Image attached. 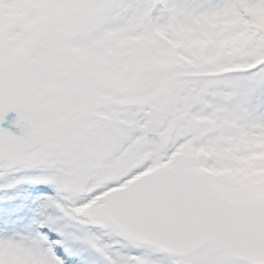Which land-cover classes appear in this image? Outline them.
<instances>
[{"label": "snow or ice", "instance_id": "obj_1", "mask_svg": "<svg viewBox=\"0 0 264 264\" xmlns=\"http://www.w3.org/2000/svg\"><path fill=\"white\" fill-rule=\"evenodd\" d=\"M261 10L0 0V264H264V190L209 174L260 151L264 31L220 24Z\"/></svg>", "mask_w": 264, "mask_h": 264}, {"label": "rangeland", "instance_id": "obj_2", "mask_svg": "<svg viewBox=\"0 0 264 264\" xmlns=\"http://www.w3.org/2000/svg\"><path fill=\"white\" fill-rule=\"evenodd\" d=\"M262 15H264V10H261V11H258L257 13H255V16L256 17L262 16ZM259 138L262 139V140H264V137H259ZM223 168L224 167L222 166V167H220L218 169L210 170L209 174L210 175H213V176H223L221 174V171H222ZM217 172L219 173L218 175H216Z\"/></svg>", "mask_w": 264, "mask_h": 264}]
</instances>
